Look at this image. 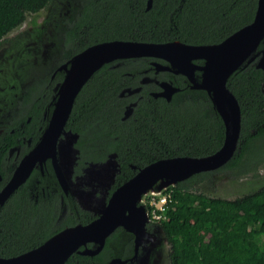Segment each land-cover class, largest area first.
I'll use <instances>...</instances> for the list:
<instances>
[{"label":"trees","instance_id":"16d2710c","mask_svg":"<svg viewBox=\"0 0 264 264\" xmlns=\"http://www.w3.org/2000/svg\"><path fill=\"white\" fill-rule=\"evenodd\" d=\"M50 1L0 0V44L25 14L48 6ZM145 1L89 0L85 9L90 15L85 14L70 27L67 37L75 36L74 26L86 24L87 44L112 39L218 43L252 20L257 2L151 0L150 8L145 10ZM262 47L260 42L255 51ZM152 60L155 59L138 57L117 60L115 66L103 64L82 85L65 125L77 134L74 173H80V167L88 162L103 161L114 153L119 167L114 188L155 160L204 156L219 148L224 127L207 93L190 88L180 74L154 72ZM144 77L149 81L141 83ZM155 81H169L178 90L169 101L153 97L150 93L159 90ZM136 87L137 92L118 95L122 89ZM226 87L239 104L240 131L233 156L213 171L237 167L253 151V141L264 137V71L248 63L230 73ZM131 103L134 104L130 113L123 118ZM253 155L252 161L263 160ZM213 171L192 174L166 188L170 200L157 221L167 245L166 264H264V184L233 199L210 196L205 186L208 187ZM48 172L50 182L44 179L36 193L21 185L0 207V257L32 249L63 227L85 224L94 217L62 195L51 171ZM49 190L53 192L47 195ZM60 199L67 212L55 224ZM122 235L117 228L97 254L74 252L64 264H104L121 255Z\"/></svg>","mask_w":264,"mask_h":264},{"label":"water","instance_id":"95a60500","mask_svg":"<svg viewBox=\"0 0 264 264\" xmlns=\"http://www.w3.org/2000/svg\"><path fill=\"white\" fill-rule=\"evenodd\" d=\"M150 6L151 0H146L145 10H148ZM176 42L183 46L174 45ZM260 42L264 43V0H257L253 18L248 24L235 30L218 43L193 45L177 40L147 42L112 39L91 44L75 54L69 60L68 69H70L72 61L75 60L78 64L77 69L73 72L64 95L59 100V88L67 79V73L64 74L63 80L59 84L50 122L34 151L21 160L10 179L0 190V207L13 190L25 181L36 160L42 162L46 158L51 159L57 182L61 190L67 193V180H69L71 163L76 158L77 149L72 148L75 156L72 160H65L69 163V166L66 167L64 166L65 162H58V151L56 158V139L64 131L74 97L82 85L94 71L103 64L114 60L150 57L155 59L150 62L154 72L165 70L173 74H180L188 81L190 88L204 90L213 109L222 121L224 127L222 142L217 150L208 155L167 157L146 164L111 192L95 214L96 217L90 222L65 226L62 228L63 230L60 229L53 233L32 249L14 256L0 257V264H64L74 252L93 256L101 250L105 238L117 227L133 234L136 247L141 238L147 236L145 231L147 214L144 206L140 203L142 196L157 194L162 189L173 186L192 174L218 169L233 156L240 131V109L237 99L226 87V80L232 71L250 63L256 55L259 57L254 65L264 71V47L255 51ZM189 47L203 49L200 53H188L187 48ZM243 49L246 51L235 62ZM104 52L107 53L101 59L93 61L98 54ZM197 60L202 62L196 63ZM148 81L149 79L146 77L140 80L141 83ZM157 84L159 90L151 92L150 95L162 97L166 101H169L171 95L178 90L169 81H159ZM138 90L139 87L126 88L119 93V96H122L124 92L132 94ZM133 104L131 103L123 112V118L130 113V106ZM67 134L75 137L73 142L76 140L75 133ZM48 146L52 153L45 156L44 150ZM110 159L113 166L117 168L118 163L114 153L108 154L103 162L90 164V167H101ZM88 170V167L84 169L85 172ZM89 172H91L88 173L91 176L95 170ZM113 177L114 173L109 182H106L107 187L112 183ZM77 200L79 202V205L76 202L77 205L83 209L81 204L84 202ZM84 210L86 209L84 208ZM67 229L73 230L68 237L51 245L46 253L40 252V249L52 238ZM163 242V238H159V245H162ZM88 243L91 245L87 246ZM114 263H120L118 258H113L106 264Z\"/></svg>","mask_w":264,"mask_h":264},{"label":"flooded vegetation","instance_id":"af4514ba","mask_svg":"<svg viewBox=\"0 0 264 264\" xmlns=\"http://www.w3.org/2000/svg\"><path fill=\"white\" fill-rule=\"evenodd\" d=\"M51 1H55L58 4H61L63 11L56 12V10L54 9V12H50L45 10L46 12L42 14L43 10L46 7L44 6L33 13H27L25 14V16L29 14L33 17L27 20L26 24L24 25L26 27L21 29V31L17 35H13L12 37L6 39L4 38V36L6 35L5 34L1 39L2 45H0V190L10 179L13 172L20 164L21 160L26 157L30 152L34 151L36 145L40 142L50 122L55 107L59 84L63 80L65 70L69 65V60L75 54L82 51L87 46L91 45L87 44V40L85 37L88 31L86 24H81L77 25L76 27H73V33L75 36L67 37L66 34L70 27L76 25V22L78 20H81L85 14L90 15L89 10L85 9L86 6L89 7L90 5L89 0ZM23 21L24 19L19 25H21ZM50 30L54 31V36L57 38L55 40V43L53 39V42H51V44H54L55 49V45L57 46L56 51L58 52H56V55L53 56V59L50 58L41 61V55L43 54H41V52L38 53V51L44 46V42H49ZM48 61L49 63H47ZM114 62H117V60L111 61L109 63L112 64V66L117 65V63ZM65 125L64 131L61 132L56 139V158L59 139L66 132L73 134L75 133L69 128H66ZM74 142L72 145L74 148H76L74 146ZM51 153L52 150L48 146L44 150V155H51ZM77 155L78 150L75 160H73L71 163V173L69 179H72L74 181H80L82 184H86L89 182L90 176L84 171V169L89 167L92 163H100L104 160L100 162H88L83 167H80V173H74V167L77 163ZM117 169L119 170L118 165ZM49 170L52 173L51 176L54 177L57 185L59 186L53 171L52 161L49 158H46L42 162L36 160L27 178L19 186L25 185L30 189L29 191L34 190L36 193L37 187L40 186L41 182H43L44 179H46V182H50V174L48 172ZM118 170L116 171V173H114L113 181L110 186L107 187V191L100 192V194H103L105 196V200L108 199L111 192L117 187L116 186L112 188V185L114 183V178ZM136 171L134 173H136ZM92 181L93 182L91 183V185L95 187L100 185L99 182L95 179H92ZM40 188L43 193V188ZM16 189H14L13 192ZM52 192L53 190H49L46 191V194L49 195ZM61 192L62 195H64L65 197H69L76 203V201L72 198L69 193H64L62 190ZM10 195L7 197V199L10 197ZM60 200L62 201V199ZM91 214L94 215V217L92 218L94 219L96 215L93 213ZM149 222L151 221L147 216V222L145 223L146 232L147 224ZM117 228H120L123 232V235L119 238V248L121 251V255L111 257L108 261L113 258H118L120 263L114 264H129L130 262L135 261L138 257L141 251L142 243L137 244V246L135 247L133 234L127 232L121 227ZM90 245L91 244L88 243V246ZM122 245L125 248H122ZM107 262H105L104 264H106Z\"/></svg>","mask_w":264,"mask_h":264},{"label":"rangeland","instance_id":"374dc122","mask_svg":"<svg viewBox=\"0 0 264 264\" xmlns=\"http://www.w3.org/2000/svg\"><path fill=\"white\" fill-rule=\"evenodd\" d=\"M54 9L56 10V12L63 11L61 4H58L55 1H51L48 6L45 7L42 14L46 11L54 12ZM31 17L33 16L29 14L26 15L23 23L15 29L7 32L4 38L8 39L13 35H17L21 31V29L26 27L24 25ZM49 36V42H44V46L38 51V53L41 52V54H43L41 55V61L50 58L53 59V56L56 55V52H58L56 51L57 46L55 45V49L54 44H51V42H53V39L54 43L57 39L54 36V31L50 30ZM258 57L259 56L256 55L251 62L255 63ZM47 63H49V61ZM74 138V136L64 133L63 136L59 139L58 159L60 162H65V160H72L74 158L75 153L72 149V142ZM256 147H258L259 149ZM251 150L253 151L248 153V155L243 158V160L238 164L237 167L232 169H220L217 171H213L210 174V183L208 184V187L205 186L210 196L233 199L264 184V137L253 141V144H251ZM251 154L258 155L259 157H262L263 160H261L260 162H258V160L252 161L253 158H250ZM64 166L68 167L69 163L65 162ZM88 168L89 170L86 173H91L89 171L95 170V173L90 176L89 182L86 184H82L80 181L69 179L67 180V193L72 196V198L78 203V205L79 202L77 199H79L80 202L83 201L84 204H81V207L83 206V209L85 208L91 213L96 214L105 201V196L103 194H100V192L107 191L106 182H109V179L112 178V174L116 173L115 170L117 168L113 166L111 159L106 164L101 165V167L89 166ZM93 177L96 179V181L99 182V186L95 187L91 185V183L93 182ZM146 195L142 196V200L140 202L141 204L143 203V199ZM57 210L59 212V215L55 219V224H58L67 212L66 206L61 200H59V203L57 204ZM147 232V236L141 238L140 243H142V247L138 257L135 261L130 262L129 264H166L164 252L167 249V245L165 244V242H163L162 245H159V238H161V236L156 221H151L147 224Z\"/></svg>","mask_w":264,"mask_h":264},{"label":"bare ground","instance_id":"6f19581e","mask_svg":"<svg viewBox=\"0 0 264 264\" xmlns=\"http://www.w3.org/2000/svg\"><path fill=\"white\" fill-rule=\"evenodd\" d=\"M174 45L183 46V45H181V44H179L177 42L174 43ZM187 49H188L187 51H189L188 53H200L203 48H199V47H189ZM245 51H246L245 49H243L241 51V53L237 56L235 62L243 55V53ZM105 53H107V52L98 54L94 58L93 61H98L99 59H101L103 57V55H105ZM77 65L78 64H77V62L75 60V61H72V64L70 66V69H68L69 67L66 68L65 73H67V77H66L67 79H66L65 83L63 85H61L60 88H59V94H58L59 95V100H61L62 96L64 95V92H65V89H66V87H67V85L69 83V80L72 77L73 72L76 71V69H77ZM72 231H73L72 229H67V230L61 232L60 234L56 235L44 247H42L40 249V252L41 253H46L49 250V248H50L51 245H53L57 241H61V240L65 239L66 237H68L72 233Z\"/></svg>","mask_w":264,"mask_h":264},{"label":"built area","instance_id":"2783aa9c","mask_svg":"<svg viewBox=\"0 0 264 264\" xmlns=\"http://www.w3.org/2000/svg\"><path fill=\"white\" fill-rule=\"evenodd\" d=\"M166 188L162 189L157 194L146 195L143 199L142 204L146 209V214L150 221L157 222L163 217L165 205L170 200V193Z\"/></svg>","mask_w":264,"mask_h":264}]
</instances>
